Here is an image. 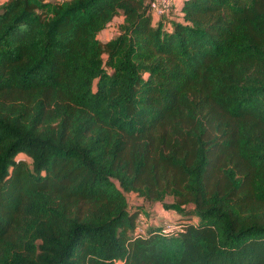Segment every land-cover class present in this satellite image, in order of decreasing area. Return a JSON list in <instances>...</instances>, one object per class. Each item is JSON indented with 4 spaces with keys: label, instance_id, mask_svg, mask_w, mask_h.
I'll list each match as a JSON object with an SVG mask.
<instances>
[{
    "label": "trees",
    "instance_id": "trees-1",
    "mask_svg": "<svg viewBox=\"0 0 264 264\" xmlns=\"http://www.w3.org/2000/svg\"><path fill=\"white\" fill-rule=\"evenodd\" d=\"M150 2L0 3V264H264V0Z\"/></svg>",
    "mask_w": 264,
    "mask_h": 264
},
{
    "label": "built area",
    "instance_id": "built-area-1",
    "mask_svg": "<svg viewBox=\"0 0 264 264\" xmlns=\"http://www.w3.org/2000/svg\"><path fill=\"white\" fill-rule=\"evenodd\" d=\"M175 0H151L150 7L155 18L163 14L170 13L174 5ZM147 225V217L144 214H140L137 219V224L134 230V235L144 234L145 227ZM181 225L177 224L172 220L162 221V232L166 234L174 233L177 230H180Z\"/></svg>",
    "mask_w": 264,
    "mask_h": 264
},
{
    "label": "crops",
    "instance_id": "crops-1",
    "mask_svg": "<svg viewBox=\"0 0 264 264\" xmlns=\"http://www.w3.org/2000/svg\"><path fill=\"white\" fill-rule=\"evenodd\" d=\"M4 1H6V0H0V3L4 2ZM183 1L184 0H175L174 5H173L172 9L170 10V14L171 15H173V16L175 15L176 16V15H180L181 14L180 9H181V7L183 5ZM122 19L123 18L121 16H117V17H115L113 19L112 22H113V24L116 23V25H117V23L121 22ZM107 29L108 28H105L104 30H102L99 33V38L102 41L109 40L115 33V31H113L112 34H109L107 32ZM153 211L155 212V214H153V216H154V221L156 223L162 222L164 220H172V221H174V219L179 216L176 210H174V209H166L163 206H159V205H156V207L154 208Z\"/></svg>",
    "mask_w": 264,
    "mask_h": 264
},
{
    "label": "rangeland",
    "instance_id": "rangeland-1",
    "mask_svg": "<svg viewBox=\"0 0 264 264\" xmlns=\"http://www.w3.org/2000/svg\"><path fill=\"white\" fill-rule=\"evenodd\" d=\"M115 27H116V24L114 23V24H112V25H110L109 27H108V29H107V32L109 33V34H112L113 33V31H114V29H115ZM101 37V36H100ZM19 157H21V158H23V159H26V160H30L27 156H25V155H20ZM128 198H129V201H130V204L132 205V206H137L138 204H141L143 201H142V198L141 197H139L137 194H134V193H132V194H129L128 195ZM167 201H172V197H168L167 198ZM150 212H148V214H149ZM153 214H155V212H153ZM159 222V221H158ZM160 223V222H159Z\"/></svg>",
    "mask_w": 264,
    "mask_h": 264
}]
</instances>
